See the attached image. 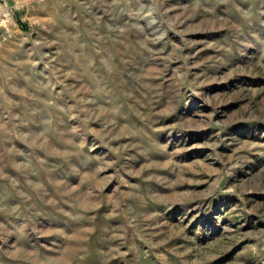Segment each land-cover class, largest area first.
<instances>
[{
  "label": "rangeland",
  "instance_id": "obj_1",
  "mask_svg": "<svg viewBox=\"0 0 264 264\" xmlns=\"http://www.w3.org/2000/svg\"><path fill=\"white\" fill-rule=\"evenodd\" d=\"M0 264H264V0H0Z\"/></svg>",
  "mask_w": 264,
  "mask_h": 264
}]
</instances>
